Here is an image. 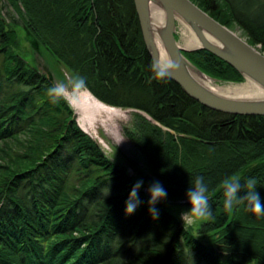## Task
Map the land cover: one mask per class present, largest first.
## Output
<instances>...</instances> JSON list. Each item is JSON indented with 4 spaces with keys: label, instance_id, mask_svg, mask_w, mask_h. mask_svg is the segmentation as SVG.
<instances>
[{
    "label": "trees",
    "instance_id": "16d2710c",
    "mask_svg": "<svg viewBox=\"0 0 264 264\" xmlns=\"http://www.w3.org/2000/svg\"><path fill=\"white\" fill-rule=\"evenodd\" d=\"M6 1L23 26L5 22L0 8V264H264V215L247 202L227 212L220 187L233 175L255 178L264 202V116L212 110L156 77L133 0ZM191 1L264 51V0ZM18 29L85 78L98 100L153 120L136 114L125 133L155 178L129 175L67 101L52 102L54 84L18 52ZM184 55L212 78L244 81L207 50ZM197 176L212 216L192 228L165 204L190 208L185 194ZM138 180L140 204L125 214ZM153 182L167 191L156 219L146 194Z\"/></svg>",
    "mask_w": 264,
    "mask_h": 264
},
{
    "label": "water",
    "instance_id": "95a60500",
    "mask_svg": "<svg viewBox=\"0 0 264 264\" xmlns=\"http://www.w3.org/2000/svg\"><path fill=\"white\" fill-rule=\"evenodd\" d=\"M133 4L152 64L154 59H159V54L149 21V7L155 5L162 9L163 23L158 29V37L168 59L177 65L166 77L177 83L188 96L218 112L264 116V51L250 45L191 0H133ZM0 8L2 13L12 11L6 0H0ZM179 20L193 31L200 46L186 49L178 44L175 26ZM197 49L207 50L225 61L237 70L244 80L257 84L262 94L253 98L226 97L205 86L195 78L194 73L207 75L183 54L185 51ZM147 118L151 120L148 116ZM146 194L149 197L147 192Z\"/></svg>",
    "mask_w": 264,
    "mask_h": 264
},
{
    "label": "rangeland",
    "instance_id": "374dc122",
    "mask_svg": "<svg viewBox=\"0 0 264 264\" xmlns=\"http://www.w3.org/2000/svg\"><path fill=\"white\" fill-rule=\"evenodd\" d=\"M259 12L260 10L255 11V13ZM261 13L262 15H264L263 11H261ZM2 15L5 22L21 25L20 27L23 26L22 18L18 14H15L14 11L4 12L2 13ZM175 30V35L178 44H181L182 30L180 23H176ZM233 30L237 31L240 35L245 36L246 38L248 36L247 33L239 27H234ZM17 31L21 37L20 49L18 50L19 54L30 64L35 65L41 73L45 74L51 80L54 86L57 83L66 82L68 79L77 76V74L71 71L67 66H65L61 62L56 61L54 56L49 54L47 50L39 46L36 42L33 43L31 42V40L28 41L25 38L22 29H18ZM213 81V83H215L216 85H242L246 82V80H244L241 83L235 84L215 80ZM85 90L89 91L87 88ZM85 90H83L81 93H83ZM67 103L73 109L78 125L84 126L85 129L83 127L82 128L85 130V132L89 134L98 143L103 152L111 160H113L120 166H123L127 173L131 176H136V170L140 169L145 176L155 178L151 167L143 159L138 148L131 142V140L127 137L125 133L126 129L133 128V123L135 121L136 114L146 116L147 118V115H145V113L133 108L115 107L106 104L107 106H109V108L112 107V109H119V111L122 112L121 116L115 117L112 115H108L106 111H101L98 114L95 113V115L92 117V121H89L87 119H82V113H80V110H78L73 103ZM131 160L135 161V165L137 167H134L132 165ZM183 202L184 201L175 202L174 204H165V208L168 209L172 214H174L180 220V223L182 225H189L192 226V228H196L202 221H197L196 223L189 224L186 222L183 223V221L181 220V213L189 210V207L183 204L179 205ZM201 240L205 242V239L202 238Z\"/></svg>",
    "mask_w": 264,
    "mask_h": 264
},
{
    "label": "clouds",
    "instance_id": "9594fccd",
    "mask_svg": "<svg viewBox=\"0 0 264 264\" xmlns=\"http://www.w3.org/2000/svg\"><path fill=\"white\" fill-rule=\"evenodd\" d=\"M177 65L168 58L154 59L153 69L155 76L163 79L169 74V71L176 68ZM87 88L85 78L75 76L68 79L66 82L57 83L54 87L48 90V94L53 103L63 99L69 103H73L79 94ZM241 176L233 175L225 178L220 187L223 190V207L229 213L234 209L235 205L244 204L247 202L248 211L257 215H264V202L260 195L255 191L257 181L255 178H247L244 183H241ZM143 185L142 180L136 181L132 186L128 199L125 201V214H131L139 206L138 190ZM243 191L245 195H239ZM149 199L147 203L150 205L149 212L154 219L158 218V210L154 205L167 197V191L159 182H153L147 189ZM187 202L190 205L189 210L182 212L181 220L192 224L197 221H203L211 218L210 209V193L208 184L203 176H197L194 181V187L189 188L186 192Z\"/></svg>",
    "mask_w": 264,
    "mask_h": 264
},
{
    "label": "bare ground",
    "instance_id": "6f19581e",
    "mask_svg": "<svg viewBox=\"0 0 264 264\" xmlns=\"http://www.w3.org/2000/svg\"><path fill=\"white\" fill-rule=\"evenodd\" d=\"M149 21H150L154 41L156 44V48L158 50L159 59L168 58L164 49L162 48V44H161L160 39L158 37V29L160 28V26L163 23V11L159 6L150 5V7H149ZM177 22L180 23L181 30H182V33H181L182 43L179 45L183 48H186V49H191V48H195V47L200 46V42H199L198 38L196 37V35L193 33V31L188 26H186V24H184L182 21L179 20ZM231 30L234 31L239 37L244 39L246 42H248L247 38L245 36L240 35L237 31H235L233 29H231ZM175 37H176V35H175ZM255 47L260 49V45H256ZM183 54H184V52H183ZM194 76L197 80L202 82L205 86L209 87L214 92L219 93V94L226 96V97L253 98L255 96H260L262 94L260 91V87L250 80H247L242 85H226V84L216 85L215 83H213L214 82L213 80H211L210 78L207 77L208 75L205 76L201 73H194ZM73 104L75 105V107L78 110H80V113H82V119L83 120L87 119L89 121H92V117L95 115V113L98 114L101 111H106V113L108 115H112L115 117L116 116L120 117L122 114V112L119 111V109H112V107L109 108V106H107L106 104L97 100L91 94V92L87 91V90H85L83 93H80L78 98L73 102ZM79 126L81 128L82 127L84 128V126H82V125H79Z\"/></svg>",
    "mask_w": 264,
    "mask_h": 264
}]
</instances>
